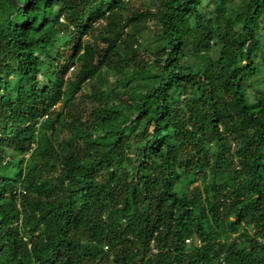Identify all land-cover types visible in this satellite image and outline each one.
<instances>
[{
    "label": "trees",
    "instance_id": "trees-1",
    "mask_svg": "<svg viewBox=\"0 0 264 264\" xmlns=\"http://www.w3.org/2000/svg\"><path fill=\"white\" fill-rule=\"evenodd\" d=\"M0 264H264V0H0Z\"/></svg>",
    "mask_w": 264,
    "mask_h": 264
},
{
    "label": "rangeland",
    "instance_id": "rangeland-1",
    "mask_svg": "<svg viewBox=\"0 0 264 264\" xmlns=\"http://www.w3.org/2000/svg\"><path fill=\"white\" fill-rule=\"evenodd\" d=\"M144 35H142L143 37H150L151 36V33H143ZM142 37V38H143ZM142 44H144V43H142ZM143 46H147L146 44L145 45H143ZM145 53H147V51H144ZM70 72V71H69ZM69 72H68V74H69ZM86 86L88 87V84H86ZM87 92V89H86V87L84 86L83 87V89L78 93V95H77V98H78V100L80 101L81 99H83V98H80V96L81 95H83V94H85ZM193 243H195V244H197L198 242L197 241H193ZM186 244V243H185ZM187 245V244H186Z\"/></svg>",
    "mask_w": 264,
    "mask_h": 264
},
{
    "label": "clouds",
    "instance_id": "clouds-1",
    "mask_svg": "<svg viewBox=\"0 0 264 264\" xmlns=\"http://www.w3.org/2000/svg\"><path fill=\"white\" fill-rule=\"evenodd\" d=\"M198 243H197V245H199L200 243H199V241H197ZM185 243L188 245V244H190V239H186L185 240Z\"/></svg>",
    "mask_w": 264,
    "mask_h": 264
}]
</instances>
